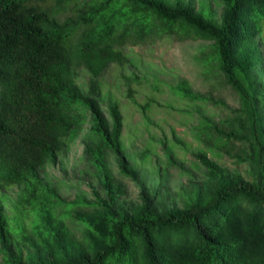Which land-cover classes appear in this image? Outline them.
Wrapping results in <instances>:
<instances>
[{
  "label": "trees",
  "instance_id": "trees-1",
  "mask_svg": "<svg viewBox=\"0 0 264 264\" xmlns=\"http://www.w3.org/2000/svg\"><path fill=\"white\" fill-rule=\"evenodd\" d=\"M219 2L220 21L188 1L0 0V241L7 247L6 264H21L9 247L14 230L5 209L7 193L14 188L20 189L15 207L21 231L25 216L36 218L34 234L23 237L34 249L30 264H264L259 91L264 65L255 41L261 37L264 42V0ZM171 39L210 43L211 52L202 56L206 70L226 79L242 108L234 114L237 128L224 133L205 117L200 137L212 133L216 148L231 140L246 142L245 160L253 165L255 178L229 176L201 154L213 181L206 194L195 196L185 208L158 210L145 202L128 212L117 206L109 165L115 155L122 171L130 172L125 117L116 98L105 109L104 77L113 66L129 65L128 45ZM119 79L127 85L126 96L150 118L155 98L138 103L132 84L160 90L159 81L138 75ZM172 89L189 103L201 100L187 82ZM86 124L85 158L99 174L106 198L97 194L101 209L83 218L87 245L79 249L64 218L87 204L62 199L60 183L42 171L58 162Z\"/></svg>",
  "mask_w": 264,
  "mask_h": 264
},
{
  "label": "rangeland",
  "instance_id": "rangeland-1",
  "mask_svg": "<svg viewBox=\"0 0 264 264\" xmlns=\"http://www.w3.org/2000/svg\"><path fill=\"white\" fill-rule=\"evenodd\" d=\"M171 1L192 2L197 9L211 12L218 21L223 14L219 0ZM255 41L264 65V42L261 37H256ZM210 47L209 42L199 39H171L145 45H128L126 52L130 58L129 65L125 68L113 66L105 75L104 107L106 109L107 102L116 98L120 101L125 117L123 141L130 172L127 174L122 171L115 155L109 158L118 190L119 208L133 212L145 202H151L158 210L185 208L195 196L206 194L213 186L211 173L199 159L198 155L201 154H206L229 176L247 180L255 178L253 165L245 160L249 151L246 142L231 140L227 145L216 148L212 133L207 131L206 135L200 137L205 117L220 131L229 133L239 126L234 114L242 108L239 94L226 79L217 75L215 70H206L202 56L203 51L211 52ZM262 65L259 64V67ZM122 75H138L145 80L159 81L160 90L148 84H132L137 90L135 97L138 103H145L148 97L155 98L149 108L150 118H146L138 104L132 103L126 96L127 85L119 79ZM256 76L253 74L255 86ZM183 82H187L191 92L205 102L198 100L189 103L175 95L172 87ZM249 89L252 90L250 86ZM259 91L264 118V82ZM88 128L89 124H86L83 132L55 165L42 171V175L51 182L56 185L60 183L57 189L62 199L87 204L64 218L70 240L79 249L87 245L86 222L83 218L101 209L97 194L106 198L99 174L85 158ZM19 192L20 189L16 188L10 190L5 202L6 212L11 219L10 228L14 230L10 233L12 242L9 247L19 263L30 264L35 259L34 249L23 237L24 234H34L31 223L36 218L32 214L25 216V227L21 231L15 207ZM6 249L0 241V264H6Z\"/></svg>",
  "mask_w": 264,
  "mask_h": 264
}]
</instances>
